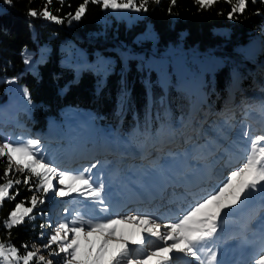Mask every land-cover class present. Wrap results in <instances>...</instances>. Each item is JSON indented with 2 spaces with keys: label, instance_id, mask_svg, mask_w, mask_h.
<instances>
[{
  "label": "trees",
  "instance_id": "obj_1",
  "mask_svg": "<svg viewBox=\"0 0 264 264\" xmlns=\"http://www.w3.org/2000/svg\"><path fill=\"white\" fill-rule=\"evenodd\" d=\"M83 2L84 0H64L61 5L53 0L48 10L62 20L61 23H56L43 17L27 15L30 8L42 11L46 0H12L11 4L0 0V102L7 97L6 79L11 81V77H15L17 81L24 83L29 98L35 103L33 119L27 120L30 124L26 128L42 129L48 115H55L63 105L70 104L91 108L98 123L112 128L115 135L123 136L126 143L133 144L137 149L142 148L141 137L151 130L154 132L151 133L154 140L162 139L165 127L174 138L170 122H188L195 106L186 101L172 84L163 85L154 69L139 65L140 56L137 52L141 49L148 51L149 40L141 39L137 43L134 37L137 33H144L145 21L150 23L156 36L155 52L180 37L186 47H195L200 51L214 48L219 54L228 55V59H223L225 62L214 70L213 77L207 84V98L205 102H198L199 106L205 108L204 104L210 102L217 111L222 98L233 86L237 88L241 84L251 91L256 88L253 77L264 80V72L234 47L236 44L246 43L257 34L262 39L261 49L264 50V3L260 0L255 3L246 0L245 11L234 13L235 19H229L228 13L236 0H214V4L205 9L199 8L195 0H176L174 5L171 0H160L159 3L148 0L147 10H141L144 17L132 20L129 24L124 19H116L112 14L108 15L111 22L102 24L99 18L104 12L103 6L91 2L86 5L85 14L80 20H71L68 13L75 14ZM140 2L142 0H133L137 6ZM214 26H225L227 34L214 33ZM62 41H74L87 49L90 55L94 50L112 52L113 69L105 73L103 80L90 69H84L78 77H74L72 69L60 63L64 53L60 47ZM108 44L117 45V50L108 49ZM39 46L44 48L45 54L36 62V71L24 70L23 48L36 50ZM123 51H129L134 56L124 58ZM232 62L236 64L237 70L233 68ZM210 120L205 125H211ZM240 123L247 121L240 120L233 132L238 131ZM155 131L158 133L155 134ZM134 137L137 139L133 140ZM115 138L108 144L112 146ZM68 149L74 151V148ZM6 167L7 158H0V183L6 179L22 181L24 176L31 177L27 171L21 173L13 169L5 177ZM36 183L35 177H31L27 185L22 182L14 184L9 193L18 195H15L14 200L6 198L0 204V242L15 246L19 254H26L22 247L24 245L27 246V251H34L36 246L43 247L47 244L45 227L41 228V225L45 226L49 221L39 215L42 211L36 212L40 204L33 208L31 218L26 217L22 224L8 229L4 223L17 202L32 206L31 196L41 195ZM50 202V199H45L42 204L46 205L42 207ZM51 210L63 214V210H55L54 206ZM54 246L44 248L42 254H46L45 259L52 260L53 264H63L64 254L49 255L56 250ZM30 264L35 262L30 261Z\"/></svg>",
  "mask_w": 264,
  "mask_h": 264
},
{
  "label": "rangeland",
  "instance_id": "obj_2",
  "mask_svg": "<svg viewBox=\"0 0 264 264\" xmlns=\"http://www.w3.org/2000/svg\"><path fill=\"white\" fill-rule=\"evenodd\" d=\"M118 2H127V0H118ZM103 10L104 12L99 18L102 24L111 22L109 14H112L116 19H124L127 24L132 20L144 17L142 11L137 12L134 8H103ZM212 31L214 33L227 34L225 26H214ZM181 35L182 32H180ZM141 39L149 40L150 48L146 52L143 49L137 52L140 56L139 65L144 66L146 69H154L163 85L172 84L181 92L186 101L195 106V115H193L194 113L192 114L193 116L190 115L192 117L188 122H170L174 129V138L167 132L168 129L165 127L163 129L166 131L164 130L162 139L154 140L152 138L154 132L151 130L149 134L141 137L142 148L137 149L133 144L126 143L123 140V136L115 135L112 128L106 127L104 123H98L91 108L70 104L63 105L55 115H48L45 126L42 129L38 127L34 129L26 128L25 126L30 124L27 120L33 119L35 103L29 97L25 98L24 89H27L25 84L17 81L15 77H11V81L14 80V82L7 83V97L3 102H0V143L4 140H11L14 144H21L26 143L29 139H39L41 145L37 149L38 155L43 157L45 162L55 167L58 172L76 175L82 173L85 169H91L87 175L91 176L97 185H104L103 201L108 207L114 203L117 208L120 207V210L114 213L116 217L124 209L128 208L127 206L122 207L127 197H138L143 191V194H145L148 188L156 190L162 181L163 185H161V188L164 187V189L167 185L171 188V183L169 184V182L172 180L178 181L176 182L177 186L183 180L190 181L201 170L202 165L206 163L200 159L205 152H208V149L214 150L213 154L215 156L223 155L227 148L230 149V153L240 150L242 153L239 154L238 162L234 165H225L223 171H220L219 185L209 189L211 191L204 192L205 194L197 199L196 202L194 201L184 213L181 212V215H177L173 220V222H176L197 202L206 198L209 193L217 191L222 183L226 181L231 171L236 170L246 160L247 155L251 152V140L258 136H264V128L260 126L262 124L264 127V80H257L256 77H251L256 82L254 84L256 88L253 90L249 91L246 86L241 84L237 85V88L233 86L232 90L222 98V105L220 104L217 111L214 110L213 104L210 102L204 104V108L201 105L199 106L200 103L198 102H205L208 91L207 84L211 81L214 70L225 62L223 59H228V55L219 54L214 48L207 49L203 54H191V51L188 50H192V47L184 46L180 37L174 43H169L165 48L155 52L154 50L157 49L156 36L148 21H145L144 33H137L134 37L137 43ZM60 47L64 51L60 58V63L70 67L74 77H78L82 70L90 69L98 73L100 80H103L105 73L114 67V54L112 52L94 50L91 51L90 55L87 49L74 41H62ZM106 47L117 50V45L115 44H108ZM234 47L241 52L244 58L251 60L254 65H257L262 70L261 72H264V54H261L264 50L261 49L262 39L260 36L256 34L246 43L236 44ZM123 53L124 58L134 56L129 51H123ZM44 54L45 51L42 46H39L36 50L24 47L22 50L23 69L35 72L36 62ZM213 56H217V58ZM25 59L30 62L26 64L24 62ZM232 65L237 70L236 64L232 62ZM211 116H214L217 121L213 120V124L210 122L211 125L206 126L205 122L209 121ZM240 119L248 122L240 123L238 131L235 132L236 134L231 135L230 126L232 125L233 127L231 128L233 133L235 125ZM200 128H202L201 131L199 130ZM32 131H35V133ZM157 133L158 131H155V134ZM191 135L193 136L191 137ZM183 136L186 137L184 138ZM113 138H115V143L111 146L108 143ZM135 139L137 138L134 137L133 140ZM261 144L264 145V142H261ZM68 148H74V151L71 152ZM154 148H156L158 154L155 156V160L152 157H148L150 160L145 159L148 151L152 150L154 152ZM159 154H161V158ZM226 154L228 153L226 152ZM140 155L145 157L137 159ZM129 161H131L130 165ZM134 161H138L137 166H134ZM223 161L220 160V162ZM113 164L116 165V168L112 167ZM92 165L96 166L93 168ZM12 169L13 171H19L14 163ZM122 172L125 177H123ZM226 174L229 175L226 176ZM118 178L123 180V183H120L117 180ZM35 180L38 183V179L35 178ZM7 181L8 179L2 183H7ZM211 183H214V181H211ZM53 185L54 190L47 194L46 197L42 192L39 196L44 201L45 199H50L51 202L45 207H42V205H46V203L38 202L36 204L41 205V209L39 210L40 207L36 208V212L42 211L39 215L44 220L49 221L44 229L46 243L51 235L54 234V229L59 223H69L71 226V222L77 220L80 216H83L86 220L91 219L94 222L106 219L91 212L88 205L90 199L78 193H72L66 197L55 196L54 191L63 187L58 183V177L53 179ZM119 201L121 202L119 203ZM70 204L72 205L68 208L64 207ZM24 206L32 207L25 204ZM52 206L57 208L58 211L63 210V214L60 215L58 212L52 211ZM261 206H264V188L258 186L257 190L249 191L236 206L225 210V214L220 219L217 233L211 240L206 242L204 247L211 248L216 253L218 251L216 247L218 246H215V242L218 236H221L229 229L234 230L236 224H238V219L240 218L243 221L246 213L249 215L252 211L254 217L250 223H254L264 212V210H261L263 208ZM259 207L260 210L258 211ZM7 219L8 217L4 220V223ZM120 231L126 233L123 227H121ZM234 237L230 239L232 240ZM213 239L215 242H213ZM163 243L146 241L144 245L131 247L135 253L143 256L150 255L155 247L162 246ZM54 247L58 250V245ZM37 249H39L38 255L45 257L46 254H42L44 247L36 246L34 251ZM19 255L23 256L24 254ZM0 264H6V262L0 258ZM11 264H17V262L11 261ZM19 264H22V260L19 261Z\"/></svg>",
  "mask_w": 264,
  "mask_h": 264
},
{
  "label": "snow or ice",
  "instance_id": "obj_3",
  "mask_svg": "<svg viewBox=\"0 0 264 264\" xmlns=\"http://www.w3.org/2000/svg\"><path fill=\"white\" fill-rule=\"evenodd\" d=\"M5 4H11L12 0H3ZM63 5L64 0H57ZM91 2L102 4L105 9H128L134 8L137 12L147 10L148 0H142L137 6L133 0L118 2V0H84L75 11V14L68 13L71 20H80L85 14L86 5ZM159 3L160 0H154ZM218 2V0H216ZM253 3L256 0H252ZM264 3V0H260ZM53 0H46L42 11L29 9L27 15L30 17H43L46 20L61 23V18L49 11V6ZM176 0H171L174 5ZM199 8H209L214 4V0H195ZM246 0H236L228 13L229 19H235L234 13H243L246 9ZM171 10V9H169ZM59 11V9H57ZM26 64L30 61L25 59ZM14 82L9 81V83ZM25 98L29 97V92L24 89ZM247 135V133H245ZM264 136H258L251 140V152L246 160L236 170L231 171L226 181L217 191L209 193L206 198L201 199L187 210L182 217L172 223L163 225L149 216H127L115 219H102L93 221L80 216L77 220L69 223H59L54 229V234L48 239L44 248L51 245H58V250L50 252L49 255L63 256V264H170L173 252L182 253L195 260H200V251L207 241L211 240L219 229L220 219L225 214V210L236 206L247 195L249 191L257 190L258 186L264 188ZM41 145L39 139H29L26 143L14 144L11 140H4L0 143V158H7V167L4 176L7 177L12 169L13 163L21 173L27 170L31 177L38 179L36 188L45 197L54 190L53 179L58 177V183L63 187L54 191L58 197H66L72 193H78L94 202L103 204L102 199L104 185H97L87 173L91 169H85L82 173L72 175L66 172H58L51 164L44 161L38 155L37 149ZM96 165H92L94 168ZM30 176H24L23 180L9 179L7 183L0 184V204L6 198L15 199L16 194H10L9 189L14 184H29ZM43 203L44 199L36 194L31 196L32 207H25L24 202L17 203L15 208L9 213L5 221V227L11 229L20 225L25 218H31L30 214L37 203ZM107 211V207L101 209ZM45 227L41 225V228ZM121 227L129 230L127 233L120 231ZM43 235V233H42ZM147 237L158 238L163 241L162 246L155 247L150 255L140 256L134 252L131 246H141L146 242ZM20 256L18 249L12 245H5L0 242V258L6 264L11 261L22 260V264H53L52 260H46L43 255H38L36 251H27ZM35 247V245H33ZM209 264H215L216 253L209 250ZM203 264V262H201ZM253 264H264V250L260 251L258 257L253 260Z\"/></svg>",
  "mask_w": 264,
  "mask_h": 264
},
{
  "label": "bare ground",
  "instance_id": "obj_4",
  "mask_svg": "<svg viewBox=\"0 0 264 264\" xmlns=\"http://www.w3.org/2000/svg\"><path fill=\"white\" fill-rule=\"evenodd\" d=\"M207 49H209V48H207ZM207 49L202 50V51H206ZM193 50L200 51L195 47H192V50H188V51H193ZM219 143H221V142L219 141ZM240 147H242V146H240ZM215 149H218V148H215ZM229 150L230 149L227 148V149H225V153L223 155L215 156L213 154L214 150L208 149L207 150L208 152H205L201 156V159H200L202 161L204 160L206 163H204L202 165L201 170H199L192 177V179L190 181L183 180V181L179 182L178 183L179 185L177 186L176 182H178V181L172 180L171 182H169V184L171 183V188L167 185L168 187L166 186L165 189H164V187L161 188V185H163L162 184L163 181H162L160 183V186L156 190H152V189H149L147 187L148 189H147L145 194H143V192H144L143 191L142 194L139 195L138 197H135V196L127 197L125 199V204L122 207L127 206L128 208L124 209L123 212H121L122 211L121 210L120 211L121 213H119V215H117V217L114 215V213H116L117 210H120V207L117 208L115 203L111 204L108 207V205L105 202L103 204H100L98 202H94V201L90 200L88 202L89 210L91 212H94L95 214H98V215L106 218V219L123 218V217H127V216H149L153 219H158V217L161 216L160 213H156V212H154V213H145V212L137 213V212H140V211H138V207H141L144 205L143 208L148 209V207L150 206V202L152 203V201H156L157 196H161V194L165 193L167 189H169V188L172 189L173 186H174L173 191L175 193H180V190L189 189V188L193 189V188L197 187V188H202V194L204 193V191L218 186L219 181H217V180H219V178H220V176H219L220 171L223 169V167L225 165L236 164L238 162V157L240 156L239 154L242 153L240 150L239 151L237 150L238 152L234 151L232 153L233 154L232 155V154H230ZM226 152L228 154H226ZM220 160H224V161L220 162ZM112 167L116 168V165L113 164ZM184 170H185V168H184ZM122 175L124 177L123 172H122ZM117 180H119L120 183H123V180H120V178H118ZM209 180L214 181L215 184L213 185V187H208L209 186V184H208ZM205 184H207L206 185L207 188L206 187L204 188ZM146 186H148V185H146ZM145 189H146V187H145ZM200 195L196 196L195 198H191V200L197 199L198 197H200ZM144 197H145V200H144ZM120 202L121 201H119V203ZM123 202H124V200H123ZM179 203L182 206L183 205L186 206L187 204L189 205L188 200H182V201L176 202V204H179ZM136 206H137L136 210H133V207H136ZM104 207H107V211L101 210ZM261 207H263V208H261V210H263L264 206H261ZM259 210H260V207L258 208V211ZM180 213L181 212H178L175 216H172V217H169L166 219H159L160 220L159 224L163 227V225H165V224L172 223L174 218L177 215L179 216ZM252 213H253V211L249 215H247L248 213H246V216H245V218H243V221L239 218L238 224H236L234 230L229 229V230L225 231L221 236H218V239L216 240V242L213 239L214 240L213 242H215L216 245L218 244L217 246L219 247L218 251L216 253L215 264H248L250 259H252L251 264H253V260L255 259L256 252L259 249H261V247L264 245V216H263L264 212L262 213V215L259 219L255 220L254 223L246 225L247 220H248V216L252 215ZM223 227H225V226H223ZM129 230H131L133 232L135 231V229H125V232L127 233ZM231 236H235V237L232 240H228V238H231ZM222 240H224L225 242L220 243ZM146 241H150L153 243L154 242L155 243L163 242V241L159 240L158 238H154V237H146ZM245 244H248V246H244ZM209 249L210 248L203 247V249L200 251V257H201L200 260H195L194 258H192L190 256H186L182 253H176V252H173L171 254V256H172V258L181 260L183 264H201V262H203V264H209V260H208Z\"/></svg>",
  "mask_w": 264,
  "mask_h": 264
},
{
  "label": "built area",
  "instance_id": "obj_5",
  "mask_svg": "<svg viewBox=\"0 0 264 264\" xmlns=\"http://www.w3.org/2000/svg\"><path fill=\"white\" fill-rule=\"evenodd\" d=\"M209 49H211V48H209ZM200 52H206V51H196V50L191 51V53H195V54H198Z\"/></svg>",
  "mask_w": 264,
  "mask_h": 264
}]
</instances>
